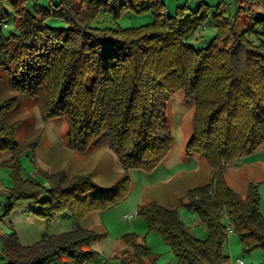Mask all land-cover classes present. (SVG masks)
Masks as SVG:
<instances>
[{
  "label": "trees",
  "instance_id": "obj_1",
  "mask_svg": "<svg viewBox=\"0 0 264 264\" xmlns=\"http://www.w3.org/2000/svg\"><path fill=\"white\" fill-rule=\"evenodd\" d=\"M11 1L12 15L0 0V71L17 91L0 97V151L11 152L3 165L12 166L19 179L21 154L37 145L38 138L20 145V121L11 116L21 98L28 97L40 104L45 119L67 120L68 143L74 149L85 152L107 140L126 172L109 188L98 187L89 174L67 178L61 172L68 182L47 175L52 187L46 188L20 179L15 188L0 193L9 191L15 200L34 198L35 212L49 222L65 209L78 216L106 207L128 185L129 169L151 170L169 153L168 102L181 90L195 107L187 150L202 155L216 170L209 182L187 193V206L197 211L209 236L197 237L176 209L155 201L142 204L138 214L183 264L226 263L223 245L229 226L245 251L264 248L258 185L250 182L241 194L225 177L230 163L264 145V14L252 5L264 7V0H248V5L235 0L234 19L215 13L217 33L202 48L189 39L209 15L205 2L195 11L184 5L170 16L163 0H59L48 7L35 3L32 10L25 0ZM127 11L152 13L154 21L127 28L94 23L101 12L117 20ZM242 15L251 21L243 29L238 23ZM51 18L65 26L48 24ZM9 21L16 29L6 33ZM98 238L99 233L77 222L74 229L31 245H23L11 231L0 237V255L6 264H82L97 256L87 246ZM122 241L126 247L114 255L118 264H157L135 232L125 233Z\"/></svg>",
  "mask_w": 264,
  "mask_h": 264
},
{
  "label": "rangeland",
  "instance_id": "obj_2",
  "mask_svg": "<svg viewBox=\"0 0 264 264\" xmlns=\"http://www.w3.org/2000/svg\"><path fill=\"white\" fill-rule=\"evenodd\" d=\"M32 10L35 3L48 7L59 0H25ZM166 13L175 16L180 7L188 5L195 11L205 2L209 15L199 29L191 36L189 43L195 48L205 47L216 35L213 16L217 12L234 19L238 10L235 0H163ZM6 11L14 14V3L3 0ZM248 5V0H243ZM253 7L264 14L260 2H253ZM154 21L152 13L124 12L117 20L110 14L101 12L95 20L96 25L111 27H138ZM249 18L242 15L238 18L239 28L248 26ZM48 24L65 26L58 18H51ZM205 25V26H204ZM13 21L5 24L4 30L10 33L15 30ZM17 95L10 87L5 72L0 71V97ZM194 102L186 98L183 91H178L168 102L169 126L173 135V144L167 156L153 169L131 168L128 170L129 182L121 187L113 196L117 200L104 208H96L81 215L65 209L59 212L51 222L39 216V209L34 198L21 197L15 200L9 191L0 193V237L2 234L17 231L23 245H31L44 236L70 231L79 226L95 230L99 238L87 249L98 251L97 256L82 264H118L115 254L125 247L122 236L127 232H135L139 240L151 248L157 264H183L174 250L166 243L163 236L149 229L145 218L138 214L140 206L155 201L167 208L176 209L179 219L197 237L206 239L208 227L202 222L196 210L187 206L189 189L204 185L215 176V168L200 154L187 150L192 135ZM11 116L19 120L16 138L20 145L34 142L37 145L27 148L21 154L19 179L14 175L12 166L3 165L11 157L9 150L0 151V190L15 188L17 182L28 180L44 187H52L47 175L56 176L58 182L67 181L77 175L89 174L100 188H109L126 172L116 151L110 148L108 141L103 140L98 146L85 152L78 151L68 143V122L62 117L45 119L40 104L36 100L22 97ZM64 172L67 178L60 174ZM225 177L229 186L243 194L250 182L258 185L260 210L264 216V145L258 150L227 166ZM68 182V181H67ZM66 182V183H67ZM77 210L79 208L77 207ZM126 214L132 215L125 218ZM226 220V218H225ZM229 259L224 264H261L264 261V248L245 251L242 241L236 232H230L223 245ZM7 260L0 255V264Z\"/></svg>",
  "mask_w": 264,
  "mask_h": 264
},
{
  "label": "built area",
  "instance_id": "obj_3",
  "mask_svg": "<svg viewBox=\"0 0 264 264\" xmlns=\"http://www.w3.org/2000/svg\"><path fill=\"white\" fill-rule=\"evenodd\" d=\"M137 213H138V212H137ZM131 216H132V215L126 214L124 217H125V218H130ZM228 230H229V232H233V228H232L231 226L228 227ZM169 264H174V263L170 262Z\"/></svg>",
  "mask_w": 264,
  "mask_h": 264
},
{
  "label": "crops",
  "instance_id": "obj_4",
  "mask_svg": "<svg viewBox=\"0 0 264 264\" xmlns=\"http://www.w3.org/2000/svg\"><path fill=\"white\" fill-rule=\"evenodd\" d=\"M17 232V231H16ZM18 234V233H17Z\"/></svg>",
  "mask_w": 264,
  "mask_h": 264
}]
</instances>
